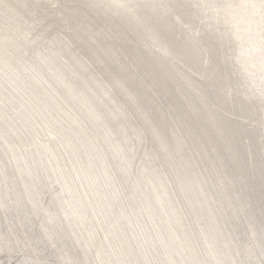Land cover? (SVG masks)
Returning <instances> with one entry per match:
<instances>
[{"label": "bare ground", "instance_id": "obj_1", "mask_svg": "<svg viewBox=\"0 0 264 264\" xmlns=\"http://www.w3.org/2000/svg\"><path fill=\"white\" fill-rule=\"evenodd\" d=\"M104 2L0 0V264H261L260 16Z\"/></svg>", "mask_w": 264, "mask_h": 264}, {"label": "snow or ice", "instance_id": "obj_2", "mask_svg": "<svg viewBox=\"0 0 264 264\" xmlns=\"http://www.w3.org/2000/svg\"><path fill=\"white\" fill-rule=\"evenodd\" d=\"M92 8L95 9H101L105 10L108 13H111L116 16H120L122 14H134L139 7H150V8H162L165 10H175V8L180 7L179 4L177 5H165V4H146V5H134L130 3V0H109V2L104 3H96L89 5ZM196 7L202 9V10H211L219 16L221 12H224L226 15L230 10H233L235 8H244L249 9L253 13V15H259L261 18V22L264 23V0H246V2L241 4H234L231 2V0H224L223 3H217L216 0H205L204 3L197 5ZM206 14V13H205ZM231 89H226V92L229 94L231 93ZM248 99H252L251 96H248ZM260 102L261 105L264 106V90L260 93ZM118 152H120L122 161H123V170L125 172L128 171L129 168V160L130 158L127 155V151L123 149H118ZM77 160H73L72 163H78ZM89 168H91V161H89ZM148 179L147 171L142 170L140 173L137 174L136 179L133 181L134 185H142L144 180ZM169 179H172L174 183L180 185L182 188L184 187L183 178L182 175L177 172L175 176H169ZM112 197L114 199H119L124 195L122 191L116 190L112 192ZM107 199V197H105ZM131 199V198H129ZM133 208H135V205H132ZM148 211L150 212L151 209L149 208ZM83 218V217H82ZM117 222H114V225ZM264 246V244H262ZM195 246H193L194 250ZM214 253L210 250L208 255H213ZM199 255V254H198ZM198 255L193 257L191 261H187L186 264H213L211 260L208 259H199ZM53 264H56V262H53ZM63 264H72V261L70 260H64ZM99 264H153L152 261H139V262H133L128 259H121L118 261H100ZM165 264H179L177 261H166ZM216 264H219V262H216ZM261 264H264V261L261 262Z\"/></svg>", "mask_w": 264, "mask_h": 264}]
</instances>
